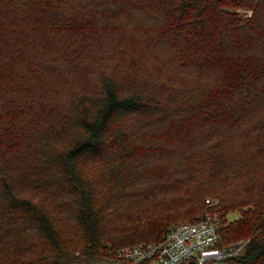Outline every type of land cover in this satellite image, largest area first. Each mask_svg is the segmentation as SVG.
<instances>
[{
  "label": "trees",
  "instance_id": "1",
  "mask_svg": "<svg viewBox=\"0 0 264 264\" xmlns=\"http://www.w3.org/2000/svg\"><path fill=\"white\" fill-rule=\"evenodd\" d=\"M0 3V264L112 257L210 195L223 216L250 204L218 245L249 239L232 261L264 264V208L222 197L260 191L264 0Z\"/></svg>",
  "mask_w": 264,
  "mask_h": 264
},
{
  "label": "built area",
  "instance_id": "2",
  "mask_svg": "<svg viewBox=\"0 0 264 264\" xmlns=\"http://www.w3.org/2000/svg\"><path fill=\"white\" fill-rule=\"evenodd\" d=\"M207 202L214 204L210 198ZM222 221L220 212L200 214L172 225L158 241L120 248L116 257L130 264H239L232 259L244 252L247 241L219 246Z\"/></svg>",
  "mask_w": 264,
  "mask_h": 264
},
{
  "label": "rangeland",
  "instance_id": "3",
  "mask_svg": "<svg viewBox=\"0 0 264 264\" xmlns=\"http://www.w3.org/2000/svg\"><path fill=\"white\" fill-rule=\"evenodd\" d=\"M4 7L5 6L2 3H0V8H1L0 10H2ZM4 10H6V9H4ZM243 13H245V16L252 15V11L251 10L250 11L244 10ZM2 49L3 50H8L9 47H7L4 44L3 39L0 36V50H2ZM47 49L50 52L53 51L51 48H47ZM68 54L71 56V53H68ZM73 58H74V56H73ZM88 61L92 62L91 60H88ZM1 68L2 67L0 66V69ZM65 68H66V66H65ZM67 69H68V67H67ZM0 76H3L2 73H0ZM35 76H36L35 79H33L32 77L28 78V82L32 83V82L35 81L36 87L39 88L41 85H43V83H40L39 82L40 80H38L37 78L39 76H43L45 79H47V77L45 75H43L42 73H40L39 71L36 72ZM72 80L74 82L76 81L75 76L73 74H72ZM24 84L25 83L21 84V86H18V93H20L21 90L24 88V86H23ZM4 89H5L6 93L7 92H14L15 91V82H9V86L8 87H4ZM263 157H264V153H263ZM254 160L259 162L258 166L254 167V170L256 172L255 174H256V179H257V186L260 187V191L256 192L253 188H251L248 185L247 180H246V181H243V182H241L240 184H237V185H229V186H227V188L225 190V193H223L222 197L225 198V199L233 200V201L240 202V203H242L243 201L248 200V198H250L251 200L255 199V200H257L259 202V205L261 206V208L263 210V208H264V159L259 161V160H257V158H254ZM211 196L212 195H210V197H208V198H210L212 201H214V204L213 205L211 204V208L208 210L209 212H213V209H215L216 206L221 205V202H220L219 198L211 197ZM207 199H206V203L210 205V203L207 202ZM147 203H149V200H147ZM248 206H250V204H248V205H238V206H236L238 208H235V209H233V210H231L229 212L226 211L225 216H223L224 214L222 215L223 224L226 225V224H228V223H230L232 221L240 219L242 217V212L244 210H247ZM250 208L254 209L255 206H251ZM221 213H223V212H221ZM182 221H184V220H179L177 222H174L173 224L170 225V227L172 225H174L176 223H179V222H182ZM66 235L71 236V238H73L75 240L76 244L78 245L77 249H79L80 246L83 245V239L82 238L79 239L77 237V235H75V233L67 231ZM33 237H34V235H31V239L28 240V241H31L33 239ZM238 241H247L248 242L249 239H240V240H237L236 242H238ZM74 264H130V263H128V262H126L124 260L119 262L117 257H116V255L112 256V257L111 256H106L105 257V256H94V255H83ZM220 264H229V263L221 262Z\"/></svg>",
  "mask_w": 264,
  "mask_h": 264
}]
</instances>
